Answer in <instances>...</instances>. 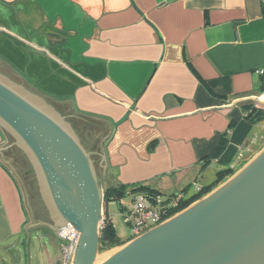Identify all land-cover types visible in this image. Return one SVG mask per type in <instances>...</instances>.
I'll list each match as a JSON object with an SVG mask.
<instances>
[{"label":"crops","instance_id":"obj_1","mask_svg":"<svg viewBox=\"0 0 264 264\" xmlns=\"http://www.w3.org/2000/svg\"><path fill=\"white\" fill-rule=\"evenodd\" d=\"M262 68L260 0H0V73L70 121L103 190L188 195L240 149L242 163L251 159L264 123H250L243 107H264ZM11 144L0 129L13 169L0 158V264H64L70 240L26 229L51 222L28 212ZM32 236L46 244L30 263Z\"/></svg>","mask_w":264,"mask_h":264},{"label":"water","instance_id":"obj_2","mask_svg":"<svg viewBox=\"0 0 264 264\" xmlns=\"http://www.w3.org/2000/svg\"><path fill=\"white\" fill-rule=\"evenodd\" d=\"M0 129L32 167L51 222L26 229L41 225L57 235L72 229L76 239L69 264H264V147L198 201L100 253L104 190L93 153L84 148L70 121L0 73ZM101 158L103 179L106 164Z\"/></svg>","mask_w":264,"mask_h":264},{"label":"trees","instance_id":"obj_3","mask_svg":"<svg viewBox=\"0 0 264 264\" xmlns=\"http://www.w3.org/2000/svg\"><path fill=\"white\" fill-rule=\"evenodd\" d=\"M262 89H264V85L262 86ZM243 112L247 120H249V122L252 123L253 125L264 123V107L263 106L254 105V104L247 105L243 107ZM223 148H224V141H220L215 152L211 154L208 158H206L205 161L209 162L210 159L214 155L216 156L219 155L222 152ZM230 174H232V171L229 169V166H228L226 169L218 171L216 173L215 179L209 185L202 187L201 189L193 193V195L182 194L183 197L176 207L167 208L166 218H170L171 216L182 211L183 209L187 208L194 202L204 197L211 190H213L215 187L220 185L224 180L229 178ZM126 190H127V187L125 186H116V187L106 188L103 194V203L105 205H108V203L113 202V201L118 203L120 199H122V197L128 193L126 192ZM135 192H144L149 195H158L157 192L152 191L151 189L145 186H142V185H137V186L130 188L129 193H135ZM104 217L105 219L103 222V226L100 230V238H99V252L100 253L108 251L112 248L119 247L126 242V241L125 242L121 241L116 236L114 229L111 225V221H110L107 211L105 212Z\"/></svg>","mask_w":264,"mask_h":264},{"label":"built area","instance_id":"obj_4","mask_svg":"<svg viewBox=\"0 0 264 264\" xmlns=\"http://www.w3.org/2000/svg\"><path fill=\"white\" fill-rule=\"evenodd\" d=\"M264 15V0H260ZM259 75L264 76V68L257 71ZM243 162V150L240 149L237 153L235 160L229 165V169L234 171ZM130 196V205L123 204L122 199L118 202L120 207L127 209V216H124L125 224L131 229V238L137 237L150 228L156 226L166 218L167 208L176 207L182 199V194H174L171 196H160V195H149L144 192L128 193ZM103 226L101 224L100 230ZM69 232L67 235L60 237L70 240V243L63 246V261L64 264H69L70 258L73 252V246L76 239V235L72 229L68 228Z\"/></svg>","mask_w":264,"mask_h":264},{"label":"rangeland","instance_id":"obj_5","mask_svg":"<svg viewBox=\"0 0 264 264\" xmlns=\"http://www.w3.org/2000/svg\"><path fill=\"white\" fill-rule=\"evenodd\" d=\"M11 81L16 82L18 84H22V83H20V81H18V82L15 81V80H11ZM24 87L27 88L26 86H24ZM262 132H263L262 135L264 136V129H263ZM260 143L261 144H260V146L257 147L255 154H257L264 147V140L261 141ZM248 159H247V161L250 160V159L249 160ZM246 162L241 163L238 168H236L234 171H232V174H230L229 177H231L235 172H237ZM7 167H9V166H7ZM7 169L11 171L10 167L7 168ZM15 170L17 172V174L16 173L15 174L17 175V177L19 178L20 181L18 180L16 175L12 172L13 177L16 180V183L18 184V187L19 188H22V187L24 188V191H25V194H26V200H27V203H28L27 206H29V204H30V206H31L30 209L32 210L33 216L35 217L36 214H40L41 216H44L45 210L43 212V209H45V208H44V206H42L43 205L42 201L39 198L40 195H39L38 198H35V196L31 197L30 193H28V190H27V182H29L30 179L29 178H22L20 176V172L23 170V167H22V169H18V167L15 166ZM210 172H211V175L209 176L207 181L212 180V179L214 180L215 177H216V172H215L214 169L209 170L208 174ZM208 174H207V176H208ZM226 180H224V181H226ZM21 184H22V186H21ZM36 186H37L36 189L35 188L34 189L38 193L39 192L38 185H36ZM23 188H22V194H24ZM196 190L197 189L195 187L189 186L187 188V190H185V191L188 192V195H193V193H195ZM161 195L163 197H165V195H163V194H161ZM24 198H25V195H24ZM25 201L23 200L24 203H26ZM130 202H131L130 196L124 195L122 197V203L123 204H129L130 205ZM106 209H107V213L109 215V218H110V221H111V225H112V227L114 229V232H115L116 236L123 242H125L127 240H130V238L132 236L131 229L125 224V219H124V216H127V209L120 207V205L117 202H115V201L108 203V206H106L103 203V217L105 215ZM104 219H105V217H104ZM39 221H41V220H39ZM103 222H104V220H103ZM34 223L37 224L36 221H34ZM34 228H36V225L34 226ZM32 237L33 238L29 239L30 245H27L29 254L28 253L26 254L27 255V260H28L29 257L32 259L30 261V263H32L34 261L33 258L35 257V254L40 252L41 248L43 247V244H46L44 240H41V239H39L37 237H34V236H32ZM113 249H115V248H112V249H110L108 251L101 252V253H108V252L112 251Z\"/></svg>","mask_w":264,"mask_h":264},{"label":"flooded vegetation","instance_id":"obj_6","mask_svg":"<svg viewBox=\"0 0 264 264\" xmlns=\"http://www.w3.org/2000/svg\"><path fill=\"white\" fill-rule=\"evenodd\" d=\"M13 154L15 155V159H14V165H21L23 167V170L20 172V176L22 178H29V182H27V190L28 193H30L31 197L38 198L39 197V193H37L35 191L36 189V185H37V180L34 174V171L32 170V167L29 166V162L26 159V157L23 155V153L17 149V148H12ZM35 188V189H34ZM40 198V197H39ZM43 206V205H42ZM45 210V214L47 215V211L46 209H43V212ZM44 214V216H41L40 214H36L37 217L43 218L44 220L48 219V215L46 216ZM47 218V219H46Z\"/></svg>","mask_w":264,"mask_h":264},{"label":"bare ground","instance_id":"obj_7","mask_svg":"<svg viewBox=\"0 0 264 264\" xmlns=\"http://www.w3.org/2000/svg\"><path fill=\"white\" fill-rule=\"evenodd\" d=\"M68 232H69V230H68V229H64V230L62 231V235H67V234H68Z\"/></svg>","mask_w":264,"mask_h":264}]
</instances>
